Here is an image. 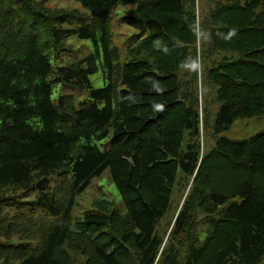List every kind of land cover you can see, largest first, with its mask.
Wrapping results in <instances>:
<instances>
[{"label": "trees", "instance_id": "16d2710c", "mask_svg": "<svg viewBox=\"0 0 264 264\" xmlns=\"http://www.w3.org/2000/svg\"><path fill=\"white\" fill-rule=\"evenodd\" d=\"M74 1L0 0V264H259L264 130L204 153L198 84L214 87L215 135L264 115V0H209L201 19V0ZM118 6L136 29L123 56L109 24ZM71 36L92 51L53 66ZM55 84L87 96L53 99ZM105 169L124 211L97 198L73 221Z\"/></svg>", "mask_w": 264, "mask_h": 264}, {"label": "rangeland", "instance_id": "374dc122", "mask_svg": "<svg viewBox=\"0 0 264 264\" xmlns=\"http://www.w3.org/2000/svg\"><path fill=\"white\" fill-rule=\"evenodd\" d=\"M48 6H61V7H80L79 3L74 0H44ZM199 2V1H198ZM211 6L209 0H201L197 6V12L199 19L202 15H205ZM126 14L128 12V7L118 6L113 9L111 12V17L109 19V24L112 32V41L116 45L122 56L126 52L128 45V39L131 34L136 32V29L129 27L128 25L123 24L118 16V13ZM66 44L71 46V51L62 56L60 61L51 60L53 66L56 64L63 65L75 60L81 59L92 51V44L90 40L79 39L75 36H71L65 39ZM90 80L93 87H101L103 85V78L101 72L98 71L90 75ZM199 92V101L201 107L205 109V123L201 131V140H202V151L204 153L209 152L215 145L217 137L225 136L230 139L241 140L248 138L255 133L261 132L264 130V115L259 117H245L238 118L230 125V127L218 134L213 132V123L215 113L218 108V103L216 101V94L213 86H210L207 82L203 81L202 86L198 84ZM61 93H70L73 94L77 99H82L87 96L86 91L72 89L68 86L62 84H55L52 91V98L56 99ZM100 149L105 148L104 141L97 142ZM213 174L216 176L215 172ZM219 177H223V172H219ZM230 177H225V180H229ZM181 191H174L172 196V205L166 215L160 221V226L163 228L166 224L172 219L175 214V208L180 205L181 200ZM97 198H105L111 201L114 207L124 211V207L121 202V198L118 190L116 189L114 183L110 179L109 170L105 169L100 176L95 177L91 180L90 184L76 196L75 204L73 205L71 215L73 221L81 218L83 212L92 208V201ZM183 199V198H182ZM238 200V198H235ZM37 213H42L41 208H37ZM210 227L209 220H206L205 223L201 225L199 230V240L202 241L207 235V228ZM259 264H264V256L262 257Z\"/></svg>", "mask_w": 264, "mask_h": 264}]
</instances>
